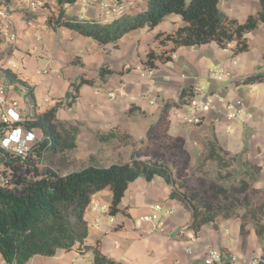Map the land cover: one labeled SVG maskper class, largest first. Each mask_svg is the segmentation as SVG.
Listing matches in <instances>:
<instances>
[{
    "label": "crops",
    "instance_id": "1",
    "mask_svg": "<svg viewBox=\"0 0 264 264\" xmlns=\"http://www.w3.org/2000/svg\"><path fill=\"white\" fill-rule=\"evenodd\" d=\"M42 1L47 2L48 6L35 11L15 2L9 8L8 16L17 41L6 44L0 37V65L5 68V61L15 65L16 70H12V73L21 82L7 88L8 97L18 100L23 120L33 112L42 114L64 100L66 94L72 91V85L81 79L93 80V86L84 84L80 87L76 101L71 107L60 109L57 118L71 125L79 123L76 151L80 152L81 157L98 152L99 147L107 149L108 155H113L119 148L114 141L99 143L95 140L96 135L116 133L118 130L120 134L126 132L130 136L127 121L136 120L135 113H139L141 118L147 115L159 117L164 103L177 102L183 90L192 88L193 77L199 80L205 78L211 67L219 65L234 76L232 80L223 81V87H220L221 82L209 81L208 89L224 100H243L247 116L236 128L233 127L232 132L226 133L219 113L208 114L201 126H188L181 124L178 119L180 108H173L169 112L168 135L182 137L186 143H192L195 136L207 133L212 128L225 150L233 154L245 151L247 159L261 167L260 179L255 188L264 190V128L259 126L260 122L264 123V114L258 108L259 104H264L259 91L241 85L248 76L255 74L256 68L264 67V24L250 34L253 35L251 45L259 51L257 61L249 55L251 45L248 52L234 55L233 43L224 49L209 43L178 48L173 52L171 61L156 62V68L149 70L143 64L147 52L151 50L159 54L160 49L165 48L154 39L156 33L172 34L186 26L179 16L168 15L153 30L147 27L145 32L144 27L125 34L114 44L100 45L73 30L47 26L45 19L56 11V0ZM258 1L219 0L218 8L232 19H236L232 12H246L245 17L236 19L243 23L248 15L259 9ZM80 2L76 0L73 5L65 6L67 17L82 22L106 23L98 18L94 5L85 9ZM132 7L134 5L129 11L134 9ZM110 45L115 47L112 54L109 52ZM234 62L236 66H233ZM102 68L112 73L105 74L100 80ZM261 84H258V88ZM28 88L34 96L32 102L26 99ZM110 93H115L117 97L111 100ZM216 119L218 123H214ZM253 123L255 126L248 137L245 130ZM33 134L37 140L40 139L38 131ZM200 151L196 147L191 154L192 159L196 160ZM134 182L139 184L133 187V182L130 183L119 204V223L115 222L118 213L108 214L110 190H103L93 196L91 203L106 206L107 210L87 208L84 216L87 223L84 244L87 247H97L100 253L121 264H204L210 249L220 253L223 264H249L262 257L264 239L258 238L253 229L243 239L238 220L220 219L215 228L205 224L194 233L189 228L191 213L188 207L170 199L172 188L161 177H154L151 181L138 178ZM155 204L161 205L163 211L174 208L172 215L164 217L163 232L152 229L151 224L136 223V219ZM231 258H235V261H231ZM0 264H5L1 258ZM26 264H92V249L84 248L82 253L58 250L53 257L35 256Z\"/></svg>",
    "mask_w": 264,
    "mask_h": 264
},
{
    "label": "trees",
    "instance_id": "2",
    "mask_svg": "<svg viewBox=\"0 0 264 264\" xmlns=\"http://www.w3.org/2000/svg\"><path fill=\"white\" fill-rule=\"evenodd\" d=\"M19 0H0V8L9 14V8ZM76 0H56L55 12L45 19V24L53 29L67 28L83 37L91 38L100 45L114 44L125 34L148 27L153 30L166 16H179L186 26L178 28L172 34L156 33L154 39L159 45L171 46L168 51L163 49L156 54L148 51L143 62L144 66L153 70L156 62L167 63L178 48L201 46L215 43L220 48L234 44L233 54L244 53L248 50L246 35L264 24V0H259V9L246 17L243 23L229 18L218 8L219 0H146L142 7H135L128 14H122L109 24L82 22L69 18L65 14V6H71ZM48 6L44 3L43 8ZM41 8V9H43ZM165 50V51H164ZM1 60V56H0ZM0 65V75L4 85L9 88L21 84L17 76L8 68ZM112 71L102 68L100 80ZM243 84L264 83V73L248 76ZM94 85V81L81 79L72 85V91L67 93L64 100L57 102L42 114L33 112L14 126L23 127L28 131H38L40 139L31 147L27 160L20 161L12 151L0 150V172L3 182L0 183V258L5 264H26L35 256L53 257L58 250H72L82 253L83 249H92V264H121L106 257L97 247L89 248L84 244L87 236L85 212L92 202L94 195L103 190H110L111 203L109 215L119 212V204L128 185L138 178L151 181L161 177L166 184L172 185L167 167L164 164L134 159L124 164H114L108 167L87 165L77 171H69L66 163L59 161L57 155L76 149V138L80 133L79 123L68 124L57 118L62 108L71 107L76 101L82 85ZM192 88L183 90L177 102L164 103L156 126L161 137L170 139L168 135L169 112L173 108H181L192 97ZM32 90L28 88L26 99L32 102ZM204 124V123H203ZM202 124L198 125L201 126ZM3 125L0 124V135ZM203 137L198 162H215L218 174L231 163L239 162L235 174L243 173L240 188L232 190V194H242L250 191L258 196L264 190L254 188L261 175V167L251 163L246 155L232 154L218 142L214 130H208ZM117 138L115 132L95 136L99 143H111ZM182 142V139H174ZM183 150V149H182ZM231 173V172H230ZM221 175V174H220ZM232 174H227L229 178ZM223 177V176H222ZM224 193V191H220ZM170 199L186 205L191 213L189 228L197 233L205 224L214 228L218 218L236 219L239 221L240 235L243 239L253 229L256 236L264 238V203L250 206L245 204L235 210H213L211 206L198 205L192 196L171 191ZM264 259V252L262 255ZM257 264H264L257 262Z\"/></svg>",
    "mask_w": 264,
    "mask_h": 264
},
{
    "label": "rangeland",
    "instance_id": "3",
    "mask_svg": "<svg viewBox=\"0 0 264 264\" xmlns=\"http://www.w3.org/2000/svg\"><path fill=\"white\" fill-rule=\"evenodd\" d=\"M99 1L100 0L90 2L88 0V3H86V1L85 3H80L85 9H88L90 5H94L95 13H97L98 18L106 22L104 24L115 20L116 18L103 16L102 11L99 7ZM103 1H108L114 5L122 3L124 5L123 13L128 14L130 12L129 9L131 6L134 5V7L132 8H135L138 5L140 6L141 4H144L146 0H124L120 2L117 0ZM137 1H140L141 4ZM121 15L122 14H120V16ZM232 15H234L233 17H235L236 19H241L247 14L246 12L239 11L232 12ZM144 31L147 32V27L144 28ZM251 33L252 32L246 35V41L248 44V50L246 52L249 51V45H251L250 42H253V35H250ZM170 46L171 44L167 43L164 49L168 51ZM114 48L115 47L113 46L109 47V52L111 51V54L113 53L112 50ZM161 52H163L162 49H160L159 53ZM249 52L251 58L257 61L259 56L257 47L251 45ZM235 57L236 56H233V58ZM260 57L262 58V56ZM220 69H222L221 66L215 65L211 67L209 71L211 72ZM209 71L207 77L201 78L199 80L200 86L205 87L206 90H208L210 83V80L208 79ZM258 73H264L263 66L256 68L255 74ZM223 83L224 82L219 83L220 87L224 86ZM241 85H247L251 89L259 91V95L264 104V83L259 85V88L258 84L241 83ZM254 87L257 88L254 89ZM258 108L262 112V114H264V105L260 106L259 104ZM180 110L181 115H185L188 113V110L185 108H180ZM135 117L136 120L127 121V123L129 124V134L131 136V140L130 136L126 132L120 134L118 130L116 131L117 138L114 139V144H116V147H119L116 149L119 151L116 152L115 150V153L113 155H108L109 153L107 152V149L99 147L98 152L96 151L94 154H91L84 158L80 156V152L76 151V149L72 152L65 151L57 155L56 158H59V161H63V163H66L67 169L69 171H77L82 169L83 167H86L87 165L108 167L111 164H124L130 161L131 155H133L134 159L136 160L140 159L141 161H151L164 164L167 167L170 180L172 182V185L170 186L172 188V191L176 190L178 194L181 193L190 197L192 196V200L194 199L195 202L200 206L207 205L211 206L213 210H223L225 212H228V210H235L236 208H240L245 204L249 205L250 207L254 206V204L264 203V193L260 196H258L257 194H251L250 191L242 194H232L233 189L240 188V181L243 178V173L239 172V174H235L238 169L239 162L231 163L229 167L223 168L220 175L218 174V167L215 162L208 161L207 163L201 164L200 162H198L200 156L196 158V160H194V158L192 159L191 154L194 153L196 147H199L201 150V145L199 143L201 142L203 137L208 134L209 131L202 135L195 136V139L193 141L194 143H186L184 141V138L182 137H180V139H182V142H177L174 139H179V137H171V140L166 139V137H161L159 127L149 132L150 128L152 126H156V124L158 123L157 115H147L146 117L141 118L139 113H135ZM237 124H233L232 126L236 128ZM260 124L261 125L259 126L261 128H264V123L260 122ZM254 126L255 125L253 123L248 129L245 130V133L248 135V137L249 135H251ZM258 130L259 128H257V133ZM171 132L174 134L177 133L174 131ZM149 133L150 136L148 135ZM201 143L204 144L205 142L202 141ZM129 148L131 150H129ZM245 153V151L241 152V155H245ZM227 174L232 175L229 178H225L224 176H227ZM132 184L133 187H136L139 183L133 182ZM255 186L256 183L254 185V188ZM220 191H224V193H220ZM220 219L218 218V220ZM115 222H120L119 213L115 216ZM261 222L264 224V216L262 217Z\"/></svg>",
    "mask_w": 264,
    "mask_h": 264
},
{
    "label": "built area",
    "instance_id": "4",
    "mask_svg": "<svg viewBox=\"0 0 264 264\" xmlns=\"http://www.w3.org/2000/svg\"><path fill=\"white\" fill-rule=\"evenodd\" d=\"M81 2L88 0H80ZM124 1V0H121ZM129 1V0H126ZM18 5L25 4L26 7L35 11L41 9L44 6L42 0H19ZM124 5L112 4L108 1H99V7L102 11L103 16H109L118 19L120 14H123ZM0 37L4 40L6 44H14L17 41L16 33L12 30V24L9 20V16L4 9L0 8ZM5 68L9 70H16V66L5 61L3 63ZM236 66V63H233ZM233 73L229 70H214L209 71L208 79L213 82H223L229 81L233 78ZM192 91L193 95L188 100L187 104L181 108L188 110L185 115H178L179 121L188 126H198L203 124L208 114L219 113L224 122V130L226 133L232 132L233 124L241 123L243 119L247 116V107L243 100L232 99L224 100L217 94L211 92L209 89L206 90L205 87L200 86L199 79L193 77ZM116 94H109V98L114 100ZM23 121L20 115L19 102L16 99H10L8 97L7 87L3 83V78L0 75V124L3 125L2 134L0 135V150L1 151H12L15 156H17L20 161L27 160V157L31 151V147L36 143L33 132L25 130L23 127L14 126V124ZM214 123H218V120H214ZM3 182V176L0 172V183ZM90 207L93 210L99 209L106 211V206H98L95 203H91ZM174 213V208H169L167 211H163V207L159 204H155L149 207L148 212L139 216L136 219V223H147L152 225V229L163 232L164 230V217L172 215ZM112 222V218H110ZM231 261H235V258H231ZM264 263V259L261 257L257 260L251 261L249 264H257V262ZM204 264H223L222 257L217 250H208L206 257L204 259Z\"/></svg>",
    "mask_w": 264,
    "mask_h": 264
}]
</instances>
